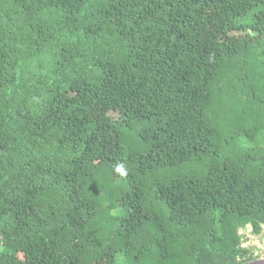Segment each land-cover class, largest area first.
Listing matches in <instances>:
<instances>
[{
	"label": "trees",
	"instance_id": "trees-1",
	"mask_svg": "<svg viewBox=\"0 0 264 264\" xmlns=\"http://www.w3.org/2000/svg\"><path fill=\"white\" fill-rule=\"evenodd\" d=\"M264 226V0H0V264H245Z\"/></svg>",
	"mask_w": 264,
	"mask_h": 264
},
{
	"label": "rangeland",
	"instance_id": "rangeland-1",
	"mask_svg": "<svg viewBox=\"0 0 264 264\" xmlns=\"http://www.w3.org/2000/svg\"><path fill=\"white\" fill-rule=\"evenodd\" d=\"M238 233L241 236V246L251 254L245 264H264V226L260 234L253 233L249 225L243 229L239 228Z\"/></svg>",
	"mask_w": 264,
	"mask_h": 264
}]
</instances>
